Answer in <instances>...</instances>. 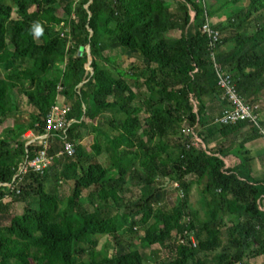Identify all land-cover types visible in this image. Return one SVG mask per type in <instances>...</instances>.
<instances>
[{"label": "trees", "instance_id": "trees-1", "mask_svg": "<svg viewBox=\"0 0 264 264\" xmlns=\"http://www.w3.org/2000/svg\"><path fill=\"white\" fill-rule=\"evenodd\" d=\"M33 6L37 10L30 12ZM209 16L200 0H55L51 6H42V0H0V123L23 112L24 105L31 117L0 135V214L8 211L7 195L39 201L38 208L29 204L19 219L0 227V264H84L86 256L87 264H143L144 251L122 245L119 234L122 220L130 222L134 215L147 231L142 246H156L163 254L157 264H209V259L246 264L264 256V179L252 176L254 158L245 147L248 139L260 136L250 129L238 142L229 136L247 124L221 125L205 118L207 104L221 101L203 33ZM61 23L65 35L33 40L37 26L45 34ZM213 28L221 33L216 61L232 75L238 94L257 102L264 91V0H248ZM103 36L139 52L145 63L131 72L117 67V76L101 68ZM25 59L28 64L17 63ZM141 81L143 90L138 89ZM59 86L60 100L71 104L73 122L64 139L54 138V148L71 143L74 154L60 160L54 178L72 183L71 195L62 203L57 190L44 188L58 162L43 174L26 176L19 194L10 193L4 184L26 156H33L20 137L37 123V130L43 129ZM106 112L123 119L104 123L100 117ZM89 123L115 150L114 173L83 146L82 131ZM103 124L117 134L105 132ZM188 128L197 132L200 147L192 144ZM191 181L205 182L207 218L191 207ZM171 182L181 184V203L157 208V192L170 190ZM136 188L140 195L133 202L127 197ZM135 228L127 229L131 238L140 237ZM99 236L109 237L120 250L110 255L107 244L97 249Z\"/></svg>", "mask_w": 264, "mask_h": 264}, {"label": "rangeland", "instance_id": "rangeland-1", "mask_svg": "<svg viewBox=\"0 0 264 264\" xmlns=\"http://www.w3.org/2000/svg\"><path fill=\"white\" fill-rule=\"evenodd\" d=\"M69 1H71V0H69ZM200 1L203 4V6L207 10L210 11L212 9V6H214V5L221 4V6H222V5H225L226 3L234 1V0H220V1H217V0H200ZM239 1H241L244 5H246L248 2V0H239ZM54 2H55V0H42V6H51L54 4ZM13 8L14 9H13L12 19L17 17L16 7H13ZM36 10H37V8L35 6H33L30 9V12H33ZM12 23L13 22L10 21L8 25L11 26ZM62 26H63V23L60 24V27H50L48 29L47 33H45V34L37 35L34 32V33H32V38H33V40L47 41L50 37H52L53 35H55L57 33L63 34V33L68 32L67 28L63 31ZM117 44L118 43L115 40V38L110 37V36H103L102 37V51H101L103 59H101V58L97 59V63L99 64V66L101 68L112 71L115 76H117V72H116L117 67L122 72H125V71L131 72L133 66L141 64V62H142V60H141L142 56L139 54V52H137V51H126L122 48H119ZM25 55L28 56V54H25ZM109 60H110V62H109ZM17 63L28 64L29 61H28V59H25L23 61L18 60ZM36 64H37L36 66L38 67V62ZM127 81L132 85V83H133L132 79L129 80V78H128ZM257 102L260 103L261 115H262L261 118L264 120V115L262 112L264 109V101L258 100ZM261 104H263V105H261ZM23 108H25L23 110V112L10 114L5 119H3V121L0 123V135L8 127L14 126L16 124H27L31 121V117H30V113H29L30 107L24 105ZM106 113H104V114H106V115H104V119H103V120H106V121H104V123L107 122V120L109 121L112 119H117V120L123 119L122 115L115 117L114 114H112L111 112H106ZM110 114H112V115H110ZM92 126L93 125L89 123L87 128L83 129L82 132L84 134V138L82 140V144L85 147L87 152H91L93 154H98L96 156L98 162L101 163L106 168H108L112 173H114L116 171V167L118 164V158H117L116 152L111 146H109V145L105 146V137L102 134H98L94 130V127H92ZM101 129H103L105 132L112 131L111 129H109L107 124H103V127H101ZM21 138H22V136L20 137V140H21ZM259 139L261 140V143H264V140L261 137ZM101 145H102V147H101ZM200 146L201 145L196 146V147H200ZM54 147H55V145H54ZM98 147H101V149H102L100 151V153H99ZM169 154H170L171 158L177 157V153L175 151H173V152L171 151ZM166 156L163 157L164 160L167 159ZM60 160L61 159L54 160L52 165L49 167V169H50L52 166H55L56 162H58V164L56 165L57 167H55V169L52 170L50 178L46 181L44 188L47 191H52L54 189L57 190V192L61 196L62 203H67L66 200L69 197V195H71L70 192H71L72 183L68 184L65 181L61 180L60 178L59 179L54 178V174L59 172L62 168V165H59V163L62 162ZM164 162H166V161H164ZM251 174L255 179H258V180L264 179V156H263V160L261 161L260 165L255 163L254 161L252 162ZM188 184H190V195H191V207H192V209L198 212L200 218H202V219L207 218L208 210H207L206 198H210V197L209 196L207 197L203 193V189L205 187V182L191 181L190 183L188 182ZM139 192L140 191L138 188L133 189L134 195H132V196L128 195L127 198H130L133 202L137 201V199H138L137 197H139V195H140ZM84 194H87V191H84ZM178 194H179V192L175 188H171L170 190H166V189L165 190L164 189L159 190L157 192L156 196H157L158 200H160V204L156 205V207L158 208L164 203L168 204L169 206H172V207L178 206L181 203V198L179 197ZM3 202H4V205H7L9 207H8V211L6 214H0V227L10 226L13 223V220L15 218L19 219L21 217V215H23L25 206L31 204L33 207L38 208V204H39L37 197L36 198L30 197V198H27L26 200L22 199V200L16 201L15 198L11 196V197L5 198L3 200ZM130 209L134 210L133 212H135L136 207L128 208V210H130ZM89 210H94V209L92 207V208H89ZM117 210L118 209L114 208L112 210V212H116ZM139 220H140V217H137L136 215H134V217L132 218V220L130 222L129 221L126 222L125 220H122L123 222H121L120 229H119V234L122 237V245H124L126 247H130V248H138V249L144 251V253L147 255V257L145 258V261L143 264H157V262L160 260V257L163 254L161 252L160 253L156 252V249H155V248H157L156 246H153L152 248H144L142 246V238L147 234V231L145 228L138 225ZM131 222H132V224H131ZM133 226L134 227L136 226L137 230L140 232L139 233L140 237L131 238L129 236L130 234L127 232V229H129ZM98 239H99L98 240L99 244L97 246V249L104 250V245L107 244L110 246V249H109L110 255L113 254L115 251L117 253L118 250H120L118 247H117V249L114 248L115 244L109 237L99 236ZM12 246H14V245H12ZM81 263L87 264L88 263V256L83 257L81 259ZM208 263L214 264L212 259L211 260L209 259ZM246 264H264V256L249 259V261L246 262Z\"/></svg>", "mask_w": 264, "mask_h": 264}, {"label": "built area", "instance_id": "built-area-1", "mask_svg": "<svg viewBox=\"0 0 264 264\" xmlns=\"http://www.w3.org/2000/svg\"><path fill=\"white\" fill-rule=\"evenodd\" d=\"M203 33L208 37L211 66L217 78V85L221 90L220 99L225 103V108L222 114L215 119V123L221 125L245 123L250 129H256L258 135L264 140V125L261 124L260 104L258 102L249 103L245 101L238 94L232 75L226 73L223 65L216 61V47L221 37L220 31L214 29L208 19L203 26ZM62 35H65V33ZM61 90L62 87L59 86L57 99L46 115L43 129L37 130L40 127V124L37 123L35 129H30L22 135L21 140L25 142V146L32 147L33 156H26L17 165L13 178L4 184L10 189V193L19 194L20 186L29 174H43L49 169L54 160L63 159L74 154V147L71 143H65V147L59 150L54 148V138L58 136L64 139L73 122L69 118L71 104L59 98ZM188 130L192 133V144L195 147L202 145L194 128H188ZM171 188L177 189L179 197H183L180 182H171ZM7 197L9 195L5 198ZM192 242L194 244L193 239Z\"/></svg>", "mask_w": 264, "mask_h": 264}, {"label": "crops", "instance_id": "crops-1", "mask_svg": "<svg viewBox=\"0 0 264 264\" xmlns=\"http://www.w3.org/2000/svg\"><path fill=\"white\" fill-rule=\"evenodd\" d=\"M245 6L246 5H244L241 1H239L236 4L235 3L233 4V2L231 1V2L226 3L225 5H222V6H221V4L214 5V6H212V9L210 10L211 11V16H209L210 18H208V19L210 20L211 24H213V25L222 23V22L228 20L229 18H231L232 16H234L235 14H237ZM141 60H142L141 63L143 65L145 63V61L142 58H141ZM141 83H143V82L142 81L140 82V84L138 86L139 90H143L144 89V87H143V85ZM131 86H132L133 90L136 91V87H135V85L133 83H132ZM258 100L264 101V91L259 94ZM261 105H263V104H261ZM223 110H224V106H223L222 102L217 100V99H214V100H212L211 102H209L207 104V111L205 113V118L206 119H211L212 118V119L215 120L223 112ZM260 111H261V108H260ZM262 112H263V115H264V109H263ZM106 114L103 113L101 115L100 119L102 121H106V120H103L104 119V115H106ZM110 115H112V114H110ZM144 116H146V114ZM261 117H262V115H261ZM95 126H99V121H97L95 123ZM203 128L206 129L207 127H203ZM238 128H240V127H238ZM249 130H250V128L248 126L246 127V129L245 128H240L237 132H235L233 135H231L229 137L236 136L238 142H240V141L245 139L246 134L249 132ZM109 134L111 136H113V135H116L117 133H116L115 130H112V131L109 132ZM226 139L227 138L224 137L223 140H226ZM105 146H106V144H105ZM101 147H102V145H101ZM101 147H98L99 148V153L102 150ZM245 147L250 152V155L254 158V162L260 165L261 161L263 160V156H264V143H261V140L259 138L248 139L247 143L245 144ZM94 155L97 156L98 154H94ZM108 205L111 206V204H108ZM137 217H139V216H137Z\"/></svg>", "mask_w": 264, "mask_h": 264}, {"label": "clouds", "instance_id": "clouds-1", "mask_svg": "<svg viewBox=\"0 0 264 264\" xmlns=\"http://www.w3.org/2000/svg\"><path fill=\"white\" fill-rule=\"evenodd\" d=\"M42 33V29L39 26L36 27V34L39 35Z\"/></svg>", "mask_w": 264, "mask_h": 264}]
</instances>
